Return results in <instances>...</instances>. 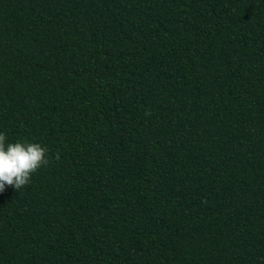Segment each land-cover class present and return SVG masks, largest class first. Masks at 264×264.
I'll return each mask as SVG.
<instances>
[{
    "label": "trees",
    "instance_id": "obj_1",
    "mask_svg": "<svg viewBox=\"0 0 264 264\" xmlns=\"http://www.w3.org/2000/svg\"><path fill=\"white\" fill-rule=\"evenodd\" d=\"M0 132V264H264V0H0Z\"/></svg>",
    "mask_w": 264,
    "mask_h": 264
},
{
    "label": "clouds",
    "instance_id": "obj_2",
    "mask_svg": "<svg viewBox=\"0 0 264 264\" xmlns=\"http://www.w3.org/2000/svg\"><path fill=\"white\" fill-rule=\"evenodd\" d=\"M55 159H60L59 153H56ZM49 163L45 146L28 141L6 143V134L0 132V192L6 186L17 191L24 188L32 174Z\"/></svg>",
    "mask_w": 264,
    "mask_h": 264
}]
</instances>
